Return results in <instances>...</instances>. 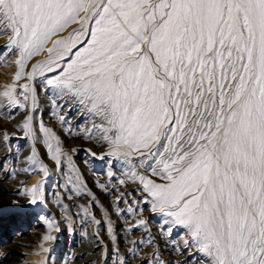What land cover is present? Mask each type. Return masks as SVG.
Segmentation results:
<instances>
[{
    "label": "snow or ice",
    "instance_id": "1",
    "mask_svg": "<svg viewBox=\"0 0 264 264\" xmlns=\"http://www.w3.org/2000/svg\"><path fill=\"white\" fill-rule=\"evenodd\" d=\"M69 24L80 26L71 47L54 48L90 39L47 84L90 106L110 143L163 157L153 172L168 183L143 180L144 191L168 233L185 230L193 264H264V0H0L21 68Z\"/></svg>",
    "mask_w": 264,
    "mask_h": 264
},
{
    "label": "rangeland",
    "instance_id": "2",
    "mask_svg": "<svg viewBox=\"0 0 264 264\" xmlns=\"http://www.w3.org/2000/svg\"><path fill=\"white\" fill-rule=\"evenodd\" d=\"M81 15L83 14L81 13ZM69 25L62 30L64 35L61 39L65 40L68 47H71L72 42L68 40V37L74 33V30H79L80 26L77 24L75 28L66 30ZM12 36L11 30H0V171L6 168L10 181L14 182L13 176L16 175V167L25 162L29 167L38 170L47 182L38 188L41 199L36 203L37 210H34V215L43 217L41 229L31 232L33 228L23 224L21 215L23 211L13 214L6 208V204L0 205V228H5L11 236H18L24 243L23 246L40 250H37L36 260L46 259V264H68L70 262L72 251L78 249L82 243L79 240L84 236L82 234L84 233L83 226H87L86 230L91 229L104 237L102 245L95 250V257H97L94 264H118L123 260L125 251L129 247L133 251L131 262H138V255L143 256L147 252L151 254V264H180L173 256L172 250L183 243L182 236L185 230L179 226L174 227L178 231L176 239H171L173 237H170V234L173 232H167V228L171 227V218L163 215L160 208L155 209H159L155 216L146 213V207L151 206L152 208L151 196L149 197L147 193L144 194L146 198L144 199V208L139 207V197H136L134 205L130 203L134 198H128L130 192L127 189L130 183L139 184L137 189H144L143 180H151L153 183L161 185L168 183L166 179L161 178V175H156L153 172V169L157 173L161 171L162 164H157L156 160L163 157L147 155L149 149H146L145 155L137 156V151L145 148L133 151L135 145L130 147L124 144L110 143L104 138L107 135L110 139H115L114 133L108 130L110 126L88 110L92 121L97 120L96 124L101 129L99 136H102L101 138L107 142L94 147L92 140L95 138L91 134L90 136H85L82 133L75 134L70 126L72 115L65 116L64 105L57 102L61 97L57 93L67 92V90L48 85L47 80L63 77L65 69L77 58V52H82L83 49L71 48L69 52L64 50V45H57L54 48L52 46L57 40L53 39V35H51L43 44V50L53 48V54H49L44 61L39 63L33 60V56L26 58L21 68L15 63L20 59V52L12 43ZM84 39H90V36L81 35L79 37V41ZM9 48L13 51L10 52ZM33 65H39V67L34 71ZM49 68L52 70L49 71ZM18 71L22 74L20 79L16 80L15 75ZM29 73H33L31 78H29ZM25 85H27V89H25ZM9 88L12 89L14 102L3 95ZM67 95L73 96L72 93H67ZM12 106H15L16 110L7 112ZM84 107L87 109L90 106ZM26 123L27 128L24 127ZM80 124L87 128L86 121ZM79 144L86 147L80 155L78 154L79 149H77ZM152 147L153 150L163 151L158 144H154ZM167 155L169 154L165 153V156ZM96 166L99 169H95ZM44 171L45 173H43ZM88 172L96 174L97 180L89 177ZM103 177L109 178L105 181L102 180ZM109 187H114L113 190H110L111 192L107 189ZM50 190L52 195L49 198L47 194ZM73 199L80 201L83 206L80 214L76 213L77 209L80 211V207L77 208L71 204ZM93 209H96V212ZM61 214L64 216V221L59 219ZM120 215H122L121 218ZM136 218L138 219L135 220ZM82 220H86V225ZM141 221L144 223L141 224ZM165 221H169V223L166 224ZM60 222L64 225L56 230ZM149 224H154L156 231L150 228ZM145 225L149 232L142 236ZM63 229L64 231H62ZM54 230L57 232L53 233ZM136 232H141V234L138 235ZM133 233L135 234L133 235ZM50 235L52 236L50 237ZM53 235L60 241L56 244V248L59 249L55 252L57 258L45 254V257H42L40 254H42L43 248L47 247L45 243H49L51 241L49 239ZM4 236L0 235L1 238ZM132 236L135 237L132 238ZM137 241H140L139 245ZM149 250H152V253ZM123 262L125 261L123 260Z\"/></svg>",
    "mask_w": 264,
    "mask_h": 264
},
{
    "label": "bare ground",
    "instance_id": "3",
    "mask_svg": "<svg viewBox=\"0 0 264 264\" xmlns=\"http://www.w3.org/2000/svg\"><path fill=\"white\" fill-rule=\"evenodd\" d=\"M83 14V13H82ZM77 26V24H70L66 30H70L73 29ZM1 27V26H0ZM73 31V30H72ZM69 32V31H68ZM64 35V32L59 31L57 33H55L53 35V39L55 40H60L62 38V36ZM84 41H86V39L79 41L78 43H76V46L74 47V49L79 50V49H83L84 47H87V45L84 43ZM54 45V44H53ZM51 47V46H50ZM53 47V46H52ZM48 48H45L42 52H38L37 54L33 55V60L37 61L38 63L41 61H44L48 55L49 52L47 51ZM53 54V52H52ZM51 54V55H52ZM56 54V53H55ZM54 54V55H55ZM51 58V57H50ZM34 62V61H33ZM57 89V88H56ZM70 94V93H69ZM54 100V99H53ZM57 102L60 105H64L65 108V116H69L72 115L70 118V126H72V130L76 133H82L85 136H91L93 138H95L94 140H92V145L94 147L100 146L102 144H105L107 141L103 140V138H101L102 136H99V134L101 133V129H99L98 124H96V121H92L93 119L90 117L89 112L87 111V109L83 106H81L78 101L73 99L72 95H63L60 98H58ZM56 104V103H55ZM46 106V105H45ZM16 110L15 106H12V108L10 110H7V112L9 111H14ZM46 112V111H45ZM56 112V111H55ZM54 114V113H52ZM51 115V114H50ZM52 117V116H51ZM54 117V116H53ZM46 118V117H45ZM60 118V115H59ZM21 119V118H20ZM48 120V119H47ZM83 121L87 122V128H84V126L80 123H83ZM85 123V122H84ZM98 123V122H97ZM61 126V125H60ZM67 126V125H66ZM66 130V129H65ZM64 132V131H63ZM95 134V135H92ZM74 135V134H73ZM72 136V135H71ZM84 136V137H85ZM65 138V137H64ZM70 138V137H69ZM80 138V137H79ZM85 139V138H84ZM83 140V138H82ZM84 141V140H83ZM90 141V140H89ZM106 147V146H105ZM104 147V148H105ZM83 145L79 144L78 148V154H82V150H84ZM95 150V149H94ZM9 152V150H8ZM7 152V153H8ZM101 152V151H100ZM149 152V151H148ZM6 153V154H7ZM10 153V152H9ZM142 153H146V149H140L139 151H137V156H140ZM1 154V153H0ZM134 156V154H133ZM94 166V165H93ZM17 171H16V175L13 176V179H15L14 182L10 181V177H8V171L7 170H2L0 171V205L2 204H6L7 207L9 209V211L13 214L18 213L19 211H23L21 212L22 215V220H23V224L31 226L33 229L31 230V232H37L38 229L42 228V221L41 218L38 217L37 215H34L35 212L34 210H37L36 208V204H29L28 201L30 199V197L27 196V190L29 188H31L33 185H38L39 187H42L43 184H45V180L43 178V175L38 172V170L33 169L32 167H29L27 163L23 162L22 164L20 163V165H18L17 167ZM14 167V169H16ZM98 166H96L95 169H97ZM25 169H27V171H25ZM99 169V168H98ZM13 172V171H12ZM15 173V172H13ZM45 173V171L43 172ZM89 173V172H88ZM99 175V174H98ZM89 177L91 178H95V181L97 180L96 178V174L94 173H89L88 174ZM108 176V174H107ZM122 176V175H121ZM12 178V177H11ZM104 179L102 180H107V178L109 177H103ZM122 180V179H121ZM119 182V181H118ZM117 182V183H118ZM115 184V183H114ZM113 184V185H114ZM38 187V188H39ZM103 187V186H102ZM126 187V186H125ZM139 187V184L137 183H130L128 185V189L129 190V194H128V198L133 197L134 199L132 200V202H130L131 204H135L134 201L136 200V197H139V203H140V208H144V202L146 199L144 197V194L147 193L144 191V189H137ZM54 188V187H52ZM51 188V189H52ZM114 188V187H113ZM112 187L107 188L108 191L113 190ZM124 188V187H122ZM106 190V187H105ZM125 190V189H124ZM107 192V191H106ZM111 192V191H110ZM122 192V191H121ZM125 192V191H124ZM133 192V193H132ZM115 194V193H114ZM113 194V195H114ZM51 190L48 192L47 196L50 198L51 196ZM116 195V194H115ZM118 195V194H117ZM41 197V196H40ZM150 197V196H149ZM48 198V199H49ZM115 198V197H113ZM127 198V199H128ZM16 203H13V202ZM118 201V200H116ZM125 201V200H124ZM141 201V202H140ZM114 202V201H113ZM109 203V202H108ZM115 203V202H114ZM49 204V203H47ZM73 205H75L77 208L80 207V211L77 209L76 213H81V210L83 209V206L81 204L80 201L73 199V202L71 203ZM50 205V204H49ZM130 206V205H129ZM114 207V206H113ZM74 208V209H75ZM54 209V208H52ZM51 209V210H52ZM130 210V209H129ZM159 210V209H158ZM155 210L153 211L151 206L150 207H146V213L155 216L157 214V211ZM79 211V212H78ZM93 211L96 212V209H93ZM141 211V210H139ZM130 212V211H129ZM132 212V211H131ZM142 212V211H141ZM83 214V213H82ZM120 214V213H119ZM159 214V213H158ZM163 214V213H162ZM85 215V214H84ZM88 215V214H87ZM142 215V214H141ZM67 216V215H66ZM146 216V215H144ZM143 216V217H144ZM85 217V216H84ZM117 217V216H116ZM120 218L122 217V215L119 216ZM64 216L63 214H61L60 216V220H63ZM81 218V217H80ZM89 218V217H88ZM146 218V217H145ZM57 219V220H59ZM87 219V218H86ZM138 218H136L135 220H137ZM21 220V221H22ZM56 220V219H55ZM88 220V219H87ZM143 220V219H141ZM18 221V220H17ZM64 221V220H63ZM70 221V220H69ZM119 221V220H117ZM129 221V220H128ZM149 221V220H148ZM54 222V221H53ZM83 224L86 225V220H82ZM130 222V221H129ZM133 222V221H132ZM153 222V221H152ZM121 223V222H120ZM148 223V222H147ZM68 224V223H66ZM126 224V223H125ZM132 224V223H131ZM142 224V223H141ZM140 224V225H141ZM64 225L61 224L58 225L56 227V230L60 229L62 226ZM91 225V224H90ZM101 225V224H100ZM128 225V224H127ZM136 225V224H135ZM77 226V225H76ZM129 226V225H128ZM150 228L155 229L156 228L154 226V224H149ZM161 226V223H160ZM87 226H83V231L84 236L81 240H79L81 243V245H79L78 249H75L74 251H72V256H71V260L68 264H94L95 262V255L96 252L95 250L102 245V241L103 238L102 235L100 234H96L95 232H93L91 229L86 230ZM147 225H145L143 228L144 231L142 232V236H144L146 233H148L149 231L147 230ZM37 228V229H36ZM123 229V228H122ZM54 230L56 233L57 231ZM124 230V229H123ZM64 231V229L62 230ZM71 231V230H70ZM81 231V230H80ZM96 231V230H95ZM162 231V230H161ZM177 229H173L172 230V234H170V237H173L171 239H176V233H177ZM82 232V231H81ZM119 233V232H118ZM137 233V232H136ZM3 234L5 235L4 238L0 237V264H46V259H41V260H36V256L37 255V250L33 247L32 249L27 248L26 246H23L24 243L21 242V239L18 236H14V235H10V233L5 229V228H0V235ZM58 234V233H57ZM79 234V233H78ZM135 233H133L134 235ZM138 235L141 234L137 233ZM156 234V233H155ZM163 234V233H161ZM66 235V234H65ZM126 235V234H125ZM149 235V234H148ZM168 235V234H167ZM52 235H50L51 237ZM122 236V235H121ZM131 236V235H130ZM136 236V235H135ZM135 236H132L135 237ZM169 236V235H168ZM129 237V236H128ZM137 237V236H136ZM58 237L54 236L49 239L51 241L46 242L45 246H47L46 248H43L44 250L41 252L42 254H40L42 257H45V255H49L51 257H56L57 253H55L56 251H58V247L56 248V244H58L60 241H58L57 239ZM126 238V237H125ZM131 238V237H130ZM131 238V239H132ZM157 238V237H156ZM155 238V239H156ZM179 238V237H178ZM72 240V239H71ZM105 240V239H104ZM134 240V239H133ZM142 240V238H141ZM167 240V239H166ZM131 241V240H129ZM148 241V240H147ZM159 241V240H157ZM106 242V241H105ZM149 242V241H148ZM169 242V241H168ZM163 243H166L163 241ZM137 244H140V241H137ZM147 244V243H146ZM131 245V243H130ZM156 245V243H155ZM44 247V245H42ZM127 246V245H126ZM139 248V247H138ZM152 248V245H151ZM45 249H48L49 251H45ZM57 249V250H56ZM157 249V248H156ZM171 249V248H170ZM134 250V249H133ZM155 250V248H154ZM172 250V249H171ZM40 251V250H38ZM100 251V250H99ZM143 252H145L144 250H141ZM152 250H149V252ZM160 251V250H159ZM194 252V257L195 259H200L201 258V254L195 252V250H191ZM44 252V253H43ZM101 252V251H100ZM132 250L129 247L128 249H126L123 260L125 262H123V260H121L118 264H151L150 260H151V254L145 252L143 254V256H139L138 262H131V257H132ZM172 252L174 253L173 256H175L176 260L178 261V263L180 264H193V260L190 259L189 257V252L190 250L188 248L185 247L184 241L183 243H180L179 245H177V247H175V250H172ZM71 254V253H70ZM160 254V253H159ZM167 254V253H166ZM169 254V253H168ZM67 255V254H66ZM162 255V254H161ZM171 255V254H170ZM38 257H39V253H38ZM137 257V258H138ZM168 257V256H167ZM57 258V257H56ZM170 259V258H169ZM168 259V260H169ZM174 259V258H173ZM67 263V261H66ZM99 263V262H97ZM174 263V262H173ZM175 264V263H174Z\"/></svg>",
    "mask_w": 264,
    "mask_h": 264
}]
</instances>
